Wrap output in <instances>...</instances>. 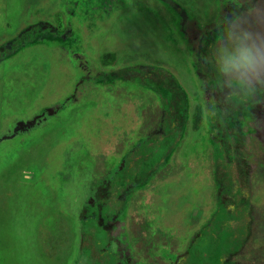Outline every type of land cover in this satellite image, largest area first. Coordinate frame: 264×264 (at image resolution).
<instances>
[{"label": "rangeland", "instance_id": "374dc122", "mask_svg": "<svg viewBox=\"0 0 264 264\" xmlns=\"http://www.w3.org/2000/svg\"><path fill=\"white\" fill-rule=\"evenodd\" d=\"M220 1L226 0H0V47L33 24L45 26L0 62V136L61 103L44 126L0 144V264H79L88 251L80 249V233H92V243L102 246L106 232L78 217L87 186L114 174L160 114L154 90L109 77L128 65L174 74L189 114L160 173L135 187L114 223L104 226L112 236L108 245L124 250L122 264H167L186 249L214 209L208 118L204 113L198 132L189 120L196 105L205 109L195 51L203 30L220 15ZM173 6L188 17L186 35ZM107 51H115L117 61L103 67L98 57ZM91 72L105 76L85 79ZM254 148L256 222L238 256L248 262L264 261V143L254 142ZM218 235L228 246L229 234ZM218 254L213 251L211 263Z\"/></svg>", "mask_w": 264, "mask_h": 264}, {"label": "trees", "instance_id": "16d2710c", "mask_svg": "<svg viewBox=\"0 0 264 264\" xmlns=\"http://www.w3.org/2000/svg\"><path fill=\"white\" fill-rule=\"evenodd\" d=\"M175 9L183 18L185 17L180 8ZM56 20L60 28L61 14H56ZM38 25L27 27L17 40L21 42L33 40L45 27L44 24ZM98 60L103 67L114 65L117 61V53L104 52L99 55ZM104 76L100 72H91L84 77L87 80L102 81ZM109 77L131 82L138 81L154 90L159 97L160 114L151 130L148 131L147 127L142 140L128 150L114 174L95 178L87 186L84 195L86 199L78 217L82 223L94 220L106 232V239L101 242L102 246L96 248L97 243H92V233H80V249L85 251L87 248L88 251L86 256L83 254L79 264H122L121 258L126 254L115 242L108 245L112 237L104 226L108 227L114 223L135 187L143 186L156 178L163 161L175 148L187 125L188 107L185 93L178 80L169 71L150 65H128ZM213 77L217 84L218 77L214 69ZM71 97L77 100L76 91ZM245 104L246 101L239 102L238 106L228 113L217 108L215 117L208 115L210 151L214 162L219 163L220 167L213 173L214 209L205 224L192 234L186 249L174 256L175 260L172 264H196L195 260L198 256L204 258L203 264H264L262 261L250 263L236 258L249 238L248 226L254 218V210L247 196L248 186L232 177L236 159L246 158L247 142L241 137L242 130L238 124L241 121L238 116ZM189 122L193 132L200 131L203 123L200 105L195 106ZM235 146L241 147L236 156ZM158 155L160 157L156 163L148 164L152 157ZM220 232L229 234L228 246L221 244L218 235ZM208 244L211 247H208ZM215 250H219L218 258L211 263L209 258Z\"/></svg>", "mask_w": 264, "mask_h": 264}, {"label": "clouds", "instance_id": "9594fccd", "mask_svg": "<svg viewBox=\"0 0 264 264\" xmlns=\"http://www.w3.org/2000/svg\"><path fill=\"white\" fill-rule=\"evenodd\" d=\"M235 7L217 22L218 36L205 63L218 77L208 88L207 115L228 113L239 102H264V0H229Z\"/></svg>", "mask_w": 264, "mask_h": 264}, {"label": "flooded vegetation", "instance_id": "af4514ba", "mask_svg": "<svg viewBox=\"0 0 264 264\" xmlns=\"http://www.w3.org/2000/svg\"><path fill=\"white\" fill-rule=\"evenodd\" d=\"M219 5L221 7L220 15L216 18L214 23L212 25H210L209 28H206L205 30H203V33L200 35L199 41L196 45L197 48L195 51V60L198 62L197 66H196L197 67L196 68V74H197L198 80L200 81V85L203 88V93H204L203 100H204L205 105H206L207 97H208V88L216 86V80L213 77V69L214 68L211 64L205 63V61L207 60L208 56L210 55L212 46H213V44L216 41V38L218 36L217 22L222 18V16L226 12H228L229 10H231L235 7L232 3L229 2V0L220 1ZM184 15H185V17L184 18L182 17L181 25L183 26L184 34L186 35L187 32L185 30L187 29L186 26L188 23V17H186V14H184ZM20 34L21 33H19L17 35V37ZM17 37L15 38V40H13L9 43H6L0 47V62L2 61V59L6 55H8V54H10L16 50L17 47H15V49H13L14 46H21L25 43V42H21L20 40H17ZM26 40H28V39H26ZM18 44H20V45H18ZM4 47H5V49H4ZM172 75L174 76V74H172ZM178 82L180 83L179 80H178ZM180 85H181V83H180ZM182 89H183V87H182ZM183 91L185 93L184 89H183ZM185 97H186V93H185ZM186 100H187V98H186ZM55 105H57V106H54L53 108H49L47 110H42L41 112L33 115L30 119H27L25 121H20V120L17 121L16 124H14V126L11 128L9 134L0 136V144H1V142L5 141V140L8 141V139H13L22 133H28L32 129L44 126L50 117L56 115L57 111L60 109L61 103L59 102ZM187 107H188V101H187ZM201 110H202V116H204V113H205V115H207L204 107L201 106ZM188 114H189V111L186 115L187 121H188ZM207 118H208V115H207ZM238 118H240V120H241L238 123V124H240L241 130H242L240 132L241 137H244V139L247 142V146H245V148L247 149V152H246V158H244V160L242 158H237L236 161L234 162L232 177L238 179L241 183H244L248 186L247 196L249 197L251 204H252V208L254 210V215H253L254 218L251 221V224L248 226L249 227L248 230L250 233L249 238L245 242L242 250L236 256L237 259L242 260L238 256L244 252L247 244L251 241L252 236L254 234V226H255V222H256L255 208H254V203L252 201V194H251V188H252L251 186H252V175L254 173L255 160H256L255 159L254 142L256 143L257 141L260 140L262 142V144L264 143V139H263L264 138V102L257 103L255 99L247 100L246 104L243 107V109L241 110ZM6 127H7V125L4 128L5 130L7 129ZM208 129H209V127H208ZM262 139H263V141H262ZM209 147H210V145H209ZM239 148H241V147H237V146L234 147L235 156H236V153L240 152ZM210 149H211V147H210ZM210 156H211V163H212V169H213L212 172L215 173L219 167V163L214 162V160L212 158L211 151H210ZM213 173L211 175V177H212L211 179H212V183L214 186ZM105 229H106V227H105ZM174 260L173 259L169 260L167 262V264H169L170 262L172 264L174 262ZM257 262H260V261L250 262V263H257ZM262 262H264V261H262Z\"/></svg>", "mask_w": 264, "mask_h": 264}]
</instances>
